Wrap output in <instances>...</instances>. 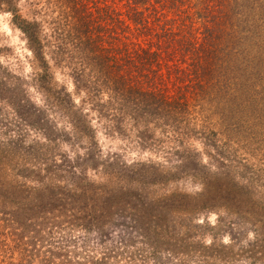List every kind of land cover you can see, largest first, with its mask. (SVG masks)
<instances>
[{"label": "trees", "instance_id": "16d2710c", "mask_svg": "<svg viewBox=\"0 0 264 264\" xmlns=\"http://www.w3.org/2000/svg\"><path fill=\"white\" fill-rule=\"evenodd\" d=\"M256 2L29 0L35 14L29 19L12 9V0H0L28 40L39 69L40 88L46 93V103L38 106L26 97L0 91V101H7L23 124L43 136L27 142L26 129L14 136L0 131V264H33L38 245L48 238L105 234L113 217L128 209L137 223L136 231L157 247L158 239L177 238L176 226L192 228L190 217L207 208L212 198L207 173L199 194L174 192L155 200L137 198L122 185L93 182L88 171L99 170V165L112 179L142 185L154 183L147 179L170 177L173 169L127 164L115 153L103 159L87 115L96 114L106 135L118 134L140 148L153 147L165 154L171 149L175 155L179 148L189 151L199 135L218 140V133L198 108L226 91L230 95L239 91L233 82L256 69L258 34L254 29L242 34ZM49 59L70 70L75 93L53 82ZM246 62L256 63L255 68ZM74 94L81 95L80 104ZM6 113L0 103V126L9 128L11 123L2 121ZM57 113L66 127H61ZM72 139L70 145L86 152L73 151L70 156L62 150V144ZM84 139L87 146L82 144ZM227 188L239 193L244 187L234 180ZM135 198L141 207L133 204ZM163 211L185 218L180 222L163 219ZM260 224L257 233L264 236V222ZM210 248L195 249L193 256L167 257V261L155 256L154 262L229 261V255L213 253ZM259 252L264 254V245Z\"/></svg>", "mask_w": 264, "mask_h": 264}, {"label": "rangeland", "instance_id": "374dc122", "mask_svg": "<svg viewBox=\"0 0 264 264\" xmlns=\"http://www.w3.org/2000/svg\"><path fill=\"white\" fill-rule=\"evenodd\" d=\"M256 1L254 12L249 16L251 22L242 29V34L250 29L258 34L257 66L256 63L246 62L254 68L256 66V69L248 72L244 79L233 82L232 87L239 88V91H232L231 95L226 91L221 96L206 100L198 108L209 122L208 126L218 133V140L209 141L199 135L190 144L189 151L179 148L180 152L175 155L172 154L174 150L169 149L171 153L165 154L153 147L140 148L132 140L118 134L106 135L96 114L90 112L87 115L103 159H110L109 155L115 153L120 161L127 164L140 162L173 169L169 170L172 172L169 178L147 179L154 183L142 185L137 181L112 179L102 172L99 165V170L88 171L93 182L107 186L122 185L129 190L127 193L137 198L155 200L174 192L193 196L199 194L203 190V176L207 173L212 198L207 208L192 214L188 222V226L193 225L192 228L187 230L176 226L174 236L177 238L158 239L157 247L136 231L138 227L131 217L132 211L123 210L113 217L105 234L90 232L77 238H48L38 245L33 264H159L154 262L155 256L164 259L193 256L195 249L206 250V247H211L209 251L213 253L230 256L229 261L218 260L216 264H264V254L259 252L264 245L261 241L264 236L257 233L260 223L264 222V0ZM12 9L29 19L35 18L29 0H12ZM12 17L9 9L0 5V91L26 97L32 103L43 106L46 93L40 88L39 69L26 36L13 23ZM238 50L241 51L240 46ZM49 62L53 82L75 93L70 70L56 59H49ZM80 96L73 95L78 104L81 103ZM0 103L7 109L2 121L11 123L9 128L1 125L0 131L6 130L14 136L26 129L27 142L43 139L41 132L23 124L24 121L8 106L7 101L2 99ZM56 116L59 117L58 113ZM58 119L61 127L67 126L64 119ZM69 130L72 131L71 128ZM70 143L74 140L62 144V150L70 156H74L73 151L86 152ZM82 144L87 146L86 139ZM176 166L180 168L175 170ZM196 173L197 176L194 175ZM234 180L244 187L239 193L227 188ZM132 202L141 207L138 199H132ZM124 212L126 215L122 216ZM161 217L177 222L185 218L169 211H163Z\"/></svg>", "mask_w": 264, "mask_h": 264}, {"label": "clouds", "instance_id": "9594fccd", "mask_svg": "<svg viewBox=\"0 0 264 264\" xmlns=\"http://www.w3.org/2000/svg\"><path fill=\"white\" fill-rule=\"evenodd\" d=\"M6 15H10V14H6Z\"/></svg>", "mask_w": 264, "mask_h": 264}]
</instances>
